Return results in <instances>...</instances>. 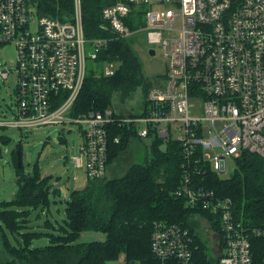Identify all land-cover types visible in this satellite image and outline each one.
<instances>
[{
	"label": "built area",
	"instance_id": "1",
	"mask_svg": "<svg viewBox=\"0 0 264 264\" xmlns=\"http://www.w3.org/2000/svg\"><path fill=\"white\" fill-rule=\"evenodd\" d=\"M145 5L169 7L144 12ZM101 13L113 38L87 40L80 0L66 22L36 15L27 0H0V46L15 45L17 58V104L13 118L0 122V128L76 124L82 133L74 167H82L89 181L107 177L114 127L128 126L147 147L155 140L175 141L186 160L176 195L191 209L219 216L220 234L206 229L212 247L220 251L217 264H255L250 238L259 232L236 221L231 200L216 198L190 175H200L203 162L221 177L228 171L227 159L234 162L244 151L264 157V0H117ZM129 18L136 27L125 24ZM141 33L150 46L146 50L157 46L165 57V71L154 77L141 113L121 117L108 107L70 115L86 63L96 62L112 39ZM115 67L114 61H105L100 70L109 77ZM10 74L0 69L2 80ZM113 140L120 144L121 136ZM150 239L157 264H193L188 228L154 223Z\"/></svg>",
	"mask_w": 264,
	"mask_h": 264
},
{
	"label": "trees",
	"instance_id": "2",
	"mask_svg": "<svg viewBox=\"0 0 264 264\" xmlns=\"http://www.w3.org/2000/svg\"><path fill=\"white\" fill-rule=\"evenodd\" d=\"M27 1L38 16L62 22L73 18L75 0ZM116 2L80 0L82 28L87 40L113 38V34L104 27L101 10ZM130 18L125 24L132 29L136 26L128 21ZM140 24H143L141 20ZM131 44L129 39H112L104 48L96 61V68L87 71L70 115L77 117L91 111H103L112 107L114 96L124 102L138 89L143 100L146 99L154 77L144 76L140 58ZM105 61L116 64L112 76L104 77L101 70L97 71V66L100 68ZM115 136H121L120 144L113 142ZM130 138L138 139L128 126L114 127L110 131L107 165L120 155ZM0 140L7 144L9 138L0 136ZM145 154L142 163L130 165L122 176L88 180L83 189L72 190L65 201L63 224L55 227L47 220L45 226H50L53 232L45 233L49 244L38 247H32V240L43 233L29 231L27 222L31 210L50 206L52 185L48 184L49 177L41 176L37 164L28 173L17 167L18 191L9 202H0V242L4 250L0 264H109L120 256H123L124 264H157L150 253V236L154 223L158 222L182 225L191 231L194 238L193 264H217L218 257L209 253V247L199 237L196 218L200 215L220 234L219 216L191 209L184 197L176 195L185 172L183 163L186 162L179 144L173 140H155L145 148ZM195 157L199 158V154ZM14 162L16 165V157ZM233 163V173L222 178L210 166L200 162V175L191 174L190 179L216 198L231 200L236 221L242 222L249 232H259L258 236L251 235L250 244L253 262L262 264L264 157L244 151ZM83 231L101 232L105 239L77 243ZM7 233L18 236V239L14 237L17 245L11 243Z\"/></svg>",
	"mask_w": 264,
	"mask_h": 264
},
{
	"label": "rangeland",
	"instance_id": "3",
	"mask_svg": "<svg viewBox=\"0 0 264 264\" xmlns=\"http://www.w3.org/2000/svg\"><path fill=\"white\" fill-rule=\"evenodd\" d=\"M168 5H159L158 7L144 6L141 9L145 11H159L167 9ZM37 20V18H35ZM145 25V19L142 20ZM35 25H33V29ZM132 44L135 53L138 55L143 68L145 77L153 78L161 75L165 71V57L157 46H153L155 56L147 53L150 46L145 40V33L133 35L128 38ZM16 49L13 44H5L0 46V69L9 70L11 72L5 81L0 78V122L11 120L14 115L13 110L17 104V96L15 94L17 76L14 72L16 68ZM96 68V62L88 61L86 70ZM97 71H100L99 65ZM96 71V72H97ZM112 107L114 111L121 117L127 115H138L141 113V105L143 97L140 90L134 92L132 98L121 101L117 97H113ZM68 131H71L67 134ZM82 130L76 124L36 126L35 128H0V136L9 138L7 144L0 140V202H9L18 191L17 186V157L15 151L19 147L20 169L25 173L32 172V168L37 164L38 170L42 177H49V183L52 185L50 189L49 199L51 204L46 209L37 208L31 210L28 218L27 228L29 231L52 233L53 229L45 226L48 220L53 226L58 227L65 220V201L68 199L69 192L72 190L83 189L87 184L85 172L82 168L75 169L73 157L78 155L79 145L81 143ZM62 139V142H59ZM145 143L136 139L127 143V146L120 155L107 166V178L110 176H122L128 167L135 163H142L145 158ZM16 157V165L14 159ZM228 171L222 175V178L229 177L234 171V163L231 159H227ZM75 176V180L73 177ZM54 191V193H53ZM199 223L198 234L201 240L209 249L212 256H216L212 247L213 237L211 232L206 229L211 228L205 220L196 218ZM7 236L11 243L17 245L14 237ZM105 235L101 232L83 231L76 240L77 243H87L95 241H104ZM48 239L42 236L32 240V247L48 245ZM3 245L0 242V257L2 258ZM218 251V250H217ZM109 264H124L123 256L111 261Z\"/></svg>",
	"mask_w": 264,
	"mask_h": 264
},
{
	"label": "water",
	"instance_id": "4",
	"mask_svg": "<svg viewBox=\"0 0 264 264\" xmlns=\"http://www.w3.org/2000/svg\"><path fill=\"white\" fill-rule=\"evenodd\" d=\"M147 53L150 56H155V51L153 49H148ZM71 131H68L67 134H69ZM16 157H17V167H20V157H19V147H17L16 151H15ZM0 159L1 158V150H0Z\"/></svg>",
	"mask_w": 264,
	"mask_h": 264
},
{
	"label": "crops",
	"instance_id": "5",
	"mask_svg": "<svg viewBox=\"0 0 264 264\" xmlns=\"http://www.w3.org/2000/svg\"><path fill=\"white\" fill-rule=\"evenodd\" d=\"M13 112H14V110H13ZM13 115V114H12ZM130 140L131 141H133V139H131L130 138ZM136 140H138V139H136ZM139 141V140H138ZM140 142V141H139ZM142 143H143V141H142ZM75 168V167H74ZM82 168V167H81ZM75 169H77V168H75ZM83 169V168H82ZM111 177V176H110ZM87 179V178H86ZM73 180H75V176L73 177ZM88 181V180H87ZM70 193V192H69ZM40 232V231H39ZM43 234H41L38 238H40V237H42V236H45V233L44 232H42ZM46 237V236H45ZM37 238V239H38ZM47 238V237H46ZM214 251H215V253H216V257L218 256V255H220V251H217L216 250V248H214Z\"/></svg>",
	"mask_w": 264,
	"mask_h": 264
},
{
	"label": "bare ground",
	"instance_id": "6",
	"mask_svg": "<svg viewBox=\"0 0 264 264\" xmlns=\"http://www.w3.org/2000/svg\"><path fill=\"white\" fill-rule=\"evenodd\" d=\"M223 196V195H222Z\"/></svg>",
	"mask_w": 264,
	"mask_h": 264
}]
</instances>
